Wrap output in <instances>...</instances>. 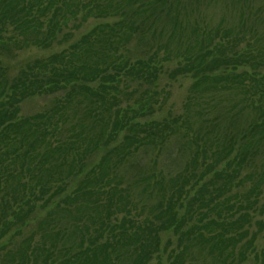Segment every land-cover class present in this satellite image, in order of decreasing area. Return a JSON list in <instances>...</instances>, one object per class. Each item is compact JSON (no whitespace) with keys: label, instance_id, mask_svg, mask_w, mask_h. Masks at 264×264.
<instances>
[{"label":"trees","instance_id":"1","mask_svg":"<svg viewBox=\"0 0 264 264\" xmlns=\"http://www.w3.org/2000/svg\"><path fill=\"white\" fill-rule=\"evenodd\" d=\"M119 1L82 17L114 21L77 41L67 34L63 50L10 75L3 55L49 48L76 3L0 0V264H244L250 254L251 264H264L253 247L262 221L248 230L264 212L263 51L238 52L242 33L231 39L221 24L181 21L189 0ZM161 37L164 58L153 48ZM179 47L183 63L171 76L192 78L184 119L141 121L153 114L154 87ZM126 83L141 92L130 104L121 97L137 93H122ZM59 92L49 110L18 115L24 99ZM190 110L200 123L188 138ZM67 116L76 122L65 129ZM174 138L190 152L182 173H155V157L146 167L129 161ZM259 154L258 170L239 180ZM246 182L236 201L232 190Z\"/></svg>","mask_w":264,"mask_h":264},{"label":"rangeland","instance_id":"2","mask_svg":"<svg viewBox=\"0 0 264 264\" xmlns=\"http://www.w3.org/2000/svg\"><path fill=\"white\" fill-rule=\"evenodd\" d=\"M189 1L190 3H187L186 7L182 8V10L180 11L181 16H179V19L181 21L196 23L199 29L205 30H209V27L215 28L216 26H219L221 24V29L223 28L227 33V36L229 35L228 37L231 39L235 35V32H238L239 35H241L242 33V41L240 42L239 46L236 47V50L238 52L244 50L247 46L251 47L253 51H263L264 54V0ZM70 2L76 3L74 4V7L71 8L72 10H75V18H71V20L67 22L66 26H64L61 32L57 35V39L49 48L41 50L39 48L30 47L28 49H22L19 51L11 52L10 54L3 55L4 62H2L4 63L6 69H9L10 75H12L19 66H21L28 60H32L37 57H42L50 53H55L63 50L68 44L64 43L67 34L71 36L70 40L77 41L81 35L86 34L98 24L111 23L112 21H114L115 17L108 19L87 17L84 21H82V17L86 15L90 7L94 6L95 4L106 6L110 4L120 5L122 3L119 0H70ZM87 2L91 4H89V6L81 7L83 5H88ZM110 14L113 16V13ZM67 17H69V15H67ZM163 33L167 34L168 30ZM222 33L224 32H218V35H222ZM160 41H162V37L156 39L155 43L157 44H155L154 47L151 43V47H160L158 49V57L164 58L165 56L161 54L163 49ZM175 48V46L170 47V49ZM183 48L184 47H179L177 57L173 58L171 56L169 62L164 63L162 72L158 77L156 87H154L155 94L153 97L157 100L155 105H153L154 112L147 119L142 118L141 121L155 120L157 122H161L163 120L167 121L170 118H178L180 123L184 119L183 116L187 111V100L190 94L189 88L192 82V78L190 76H180L178 74L175 76H171L173 70L176 68L177 61L183 63ZM172 53L177 54V52L174 50H172ZM253 54L255 53L253 52ZM245 69L247 68L245 67ZM137 87V83H126L124 86L119 88L120 90H122L121 92L125 94H130L135 90L137 93L131 97L130 102L127 100L126 95L121 97L123 103L130 104L140 95L139 93L141 92H139V88ZM61 95H63V92H59L53 95H34L32 97H28L19 103L18 115L20 117H29L36 113H41L45 110H49L52 104H54L57 99L61 98ZM217 104L222 105V102H217ZM120 106L122 108L124 107V104H120ZM213 111L214 108H210V110L204 111L202 119H210ZM189 114L191 115V118L187 123V127L189 128L188 131L186 130V126H183L181 128L182 131L183 129L186 130L185 132L188 138L189 136H193V131L200 123L198 122V118L193 116V112L191 110ZM75 122L76 121L73 120L71 116H67L64 119L65 129L70 128ZM119 141L120 137L118 142ZM181 144L182 141L178 139L175 140L174 138L164 146H162V151H160V153H157L159 150H161L159 148H156L154 150L148 149L152 152H147L145 154H141V152H139L138 154L141 155H139V157H136L137 159L131 158L129 161L135 160L136 164H140L141 166L146 167V165L148 164L149 166L151 165L150 161L155 157V173L162 172L165 175H174L179 172L182 173V170L188 164L190 152L187 148L182 147ZM106 150H108V148L104 147L103 149H100L96 153H94L92 158L87 159V161H85L82 174L87 173L95 164H97L100 157L105 154ZM261 157V155L260 157L258 156L255 162L252 163L249 168L241 169L238 176L239 180L244 177V175H246L249 171L258 170L259 162L261 163L262 161ZM198 161L200 162L199 158ZM117 174L120 175L118 171ZM248 186L249 183L246 182L245 185L243 184V186H238L232 190V194L237 193L236 201L241 200L242 196L240 194H242ZM67 190L69 191L70 189L67 187ZM233 202L235 203V200H231V203ZM258 202L264 203V194L260 195V197L258 198ZM249 214L251 215V213ZM257 220L262 221V226L258 232V228L253 223ZM248 230L249 235L250 233L257 232L253 247L255 248L254 251H256L259 256L261 253H264V212L260 215L255 212L251 226ZM252 257L253 254H250L248 256V260L244 264L254 263Z\"/></svg>","mask_w":264,"mask_h":264}]
</instances>
